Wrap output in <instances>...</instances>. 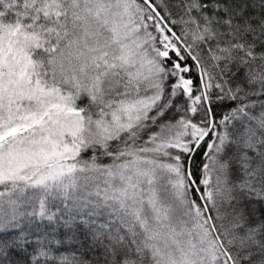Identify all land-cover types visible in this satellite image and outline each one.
I'll use <instances>...</instances> for the list:
<instances>
[{
  "label": "snow or ice",
  "instance_id": "1",
  "mask_svg": "<svg viewBox=\"0 0 264 264\" xmlns=\"http://www.w3.org/2000/svg\"><path fill=\"white\" fill-rule=\"evenodd\" d=\"M0 264H264V0H0Z\"/></svg>",
  "mask_w": 264,
  "mask_h": 264
},
{
  "label": "trees",
  "instance_id": "2",
  "mask_svg": "<svg viewBox=\"0 0 264 264\" xmlns=\"http://www.w3.org/2000/svg\"><path fill=\"white\" fill-rule=\"evenodd\" d=\"M199 161H197V163H198Z\"/></svg>",
  "mask_w": 264,
  "mask_h": 264
}]
</instances>
